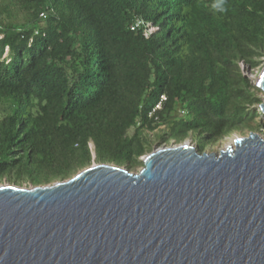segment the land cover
Returning a JSON list of instances; mask_svg holds the SVG:
<instances>
[{
    "label": "trees",
    "instance_id": "trees-1",
    "mask_svg": "<svg viewBox=\"0 0 264 264\" xmlns=\"http://www.w3.org/2000/svg\"><path fill=\"white\" fill-rule=\"evenodd\" d=\"M261 57L264 0H0V184L263 134Z\"/></svg>",
    "mask_w": 264,
    "mask_h": 264
},
{
    "label": "water",
    "instance_id": "water-1",
    "mask_svg": "<svg viewBox=\"0 0 264 264\" xmlns=\"http://www.w3.org/2000/svg\"><path fill=\"white\" fill-rule=\"evenodd\" d=\"M0 264H264V132L219 153L163 145L138 172L0 184Z\"/></svg>",
    "mask_w": 264,
    "mask_h": 264
},
{
    "label": "rangeland",
    "instance_id": "rangeland-1",
    "mask_svg": "<svg viewBox=\"0 0 264 264\" xmlns=\"http://www.w3.org/2000/svg\"><path fill=\"white\" fill-rule=\"evenodd\" d=\"M7 56V53H6ZM258 62L260 63L259 66L255 69H252L251 67H247L246 65L242 64V68L244 71V74L246 75L247 78H249L250 82L253 84V86L256 87V81L258 79V77L260 76L261 72L264 69V57H261ZM257 88V87H256ZM260 97L262 98V101L264 102V93L262 92L260 94ZM257 110V109H256ZM260 134V133H259ZM248 133H239V132H234L232 135H230L229 137L224 138L223 140H221L219 143H217L216 145H214L213 148H208L206 149L207 152H216L219 153L221 150H225L227 148L228 145H233L234 144V139L238 138V137H245L247 136ZM262 135V134H260ZM186 141L190 142L194 147L197 146V142L193 140V138H189ZM163 145H159V144H154L153 146V150L156 148H160ZM152 150V151H153ZM151 151V152H152ZM141 160L143 161V157L141 158ZM95 162V161H94ZM93 162V163H94ZM92 163V164H93ZM97 163V162H95ZM143 167V165L138 166L137 169H135L134 171L131 172H138L139 170H141V168ZM81 170L83 169H79L77 171H75L69 178L70 179L72 177H74L77 173H79ZM66 179V180H67ZM64 181V180H63ZM57 182V181H56ZM8 183V182H5ZM4 184V183H3ZM24 187H30L32 186L29 183L23 184Z\"/></svg>",
    "mask_w": 264,
    "mask_h": 264
},
{
    "label": "built area",
    "instance_id": "built-area-1",
    "mask_svg": "<svg viewBox=\"0 0 264 264\" xmlns=\"http://www.w3.org/2000/svg\"><path fill=\"white\" fill-rule=\"evenodd\" d=\"M140 24H141L140 21H136V23H135L133 29H134L135 27H138ZM154 31H155L154 28H150L149 31H148V33L151 34V33H153ZM148 33L146 34V36H148ZM163 99L166 100L165 97H164ZM160 108H161V104H159V105L157 106V109H160Z\"/></svg>",
    "mask_w": 264,
    "mask_h": 264
}]
</instances>
